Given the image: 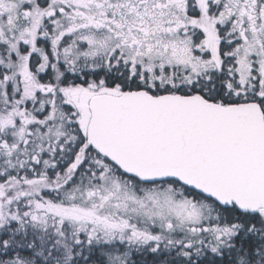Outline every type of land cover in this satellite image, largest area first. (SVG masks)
<instances>
[{
  "label": "snow or ice",
  "instance_id": "snow-or-ice-1",
  "mask_svg": "<svg viewBox=\"0 0 264 264\" xmlns=\"http://www.w3.org/2000/svg\"><path fill=\"white\" fill-rule=\"evenodd\" d=\"M0 264H264V0H0Z\"/></svg>",
  "mask_w": 264,
  "mask_h": 264
}]
</instances>
